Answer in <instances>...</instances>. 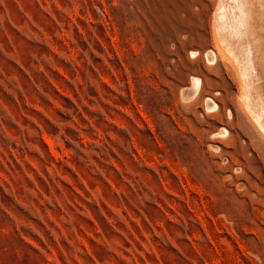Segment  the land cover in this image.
I'll return each mask as SVG.
<instances>
[{"label":"rangeland","instance_id":"obj_1","mask_svg":"<svg viewBox=\"0 0 264 264\" xmlns=\"http://www.w3.org/2000/svg\"><path fill=\"white\" fill-rule=\"evenodd\" d=\"M220 1L0 0V264H264Z\"/></svg>","mask_w":264,"mask_h":264},{"label":"bare ground","instance_id":"obj_2","mask_svg":"<svg viewBox=\"0 0 264 264\" xmlns=\"http://www.w3.org/2000/svg\"><path fill=\"white\" fill-rule=\"evenodd\" d=\"M214 25L219 53L233 63L240 77L241 103L264 136V0H221ZM216 54L210 51V59L215 60ZM201 84L195 77L184 92L195 97ZM208 103L209 108L217 106L210 99Z\"/></svg>","mask_w":264,"mask_h":264}]
</instances>
